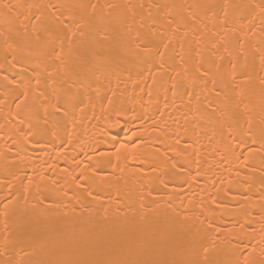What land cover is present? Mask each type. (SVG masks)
<instances>
[{
  "label": "bare ground",
  "instance_id": "bare-ground-1",
  "mask_svg": "<svg viewBox=\"0 0 264 264\" xmlns=\"http://www.w3.org/2000/svg\"><path fill=\"white\" fill-rule=\"evenodd\" d=\"M196 3L195 34L148 15ZM259 4L0 0V264H264ZM216 106L257 142L229 149Z\"/></svg>",
  "mask_w": 264,
  "mask_h": 264
},
{
  "label": "snow or ice",
  "instance_id": "snow-or-ice-1",
  "mask_svg": "<svg viewBox=\"0 0 264 264\" xmlns=\"http://www.w3.org/2000/svg\"><path fill=\"white\" fill-rule=\"evenodd\" d=\"M81 7H83V5H81ZM90 7H92L94 9L95 5H90ZM110 7H115V6L110 5ZM139 7L141 9H143V8H145V5L140 4ZM147 7L150 9L148 12L149 17H152L151 9H153V8L160 9L163 7L165 9H169L163 13V23H162L161 27H165L167 29H170L172 31V34L175 35L182 28L187 29L189 24H191L192 31L195 34L196 26L201 24L202 21H201V17L198 16L196 14V12L192 11V9H204L205 15H206L208 11H211V9L214 7V5L207 4V3H196L193 5H190V6H188V14L187 15H184V14L174 15L173 12L170 10L173 7L172 5H163L162 6L159 4H150ZM257 7L260 8L262 19H264V0H261V4L257 5ZM213 15H215V14L213 13ZM37 19H39V18L37 17ZM57 19H59V17H57ZM217 19H219V18H217ZM156 23H157V20L153 19V25H155ZM224 23H225V25L227 24V14L226 13H225ZM60 24L63 26V28H65L69 32H71V29L69 28L68 24L65 23L63 20H60ZM208 30H209L208 25L204 24L202 31H208ZM185 34H187V32H185ZM72 35H74V33H72ZM152 35L155 36L156 32L153 31ZM161 35L163 36V33H161ZM214 35H215V33H214ZM171 43H172L171 38H168V42L163 43L164 49L167 50L170 47ZM223 43H224L223 40L219 41L220 45H222ZM137 46L139 47V44ZM241 47H242V45H241ZM181 49L183 50V45H181ZM225 51L226 52L228 51V49L226 47H225ZM158 54L163 56V53H158ZM213 55H216V53L213 52ZM229 55H231V53H229ZM60 58H61L60 55L57 54L56 59H60ZM6 59H7V57H6ZM13 59H15V57H13ZM180 60L182 62L184 61L183 55H180ZM220 60L221 61L223 60V56H220ZM213 66L216 68V71L219 72L222 65L213 62ZM235 67H236V65L232 64V68L235 69ZM193 69H194L193 79L203 81L205 84H207L209 81L210 73H209V70L204 67L203 61L201 60V61H198L196 64H194ZM5 79H7V77H5ZM231 79L233 81H235V76H232ZM223 80H224V77L221 76L219 82L222 83ZM211 83L213 85V88H215L218 81L215 78H212ZM36 84H37V86L40 85L39 79L36 80ZM261 84H262V86H264V80L261 81ZM173 87H175V85H173ZM225 87H227L226 84L223 85L218 91H216L215 95L220 96V95L224 94L226 96V93L224 91ZM22 95L25 97V99H27V95H28L27 92H23ZM41 95H43V93H41ZM45 99H46V97H45ZM54 108H55V111L52 113L53 116L61 113L62 111H64L65 115L67 114L66 110H64L62 108V106L59 105V103H57V105H54ZM45 111H47V110H45ZM211 113L213 115L219 114L220 116L225 117L224 124H222V129H226V137L229 139V145H228L229 149H232L231 140L239 139L238 146L245 145L249 140L252 143L257 142V134L255 132H253L251 120L247 121V126H234V123H229L228 121L235 122V113L228 114L227 110L221 108L220 106H216V107L211 108ZM21 122H23V121H21ZM47 123H48V121H47V119H45V125ZM29 132H31V129H29ZM258 139H259V142L261 143V145L264 146V118H262V127L260 128V131L258 134ZM121 147H123V145ZM4 240H5V244H7V242H8V236L7 235L4 237ZM237 264H239V261H237ZM244 264H253V262H251L247 257H245Z\"/></svg>",
  "mask_w": 264,
  "mask_h": 264
}]
</instances>
